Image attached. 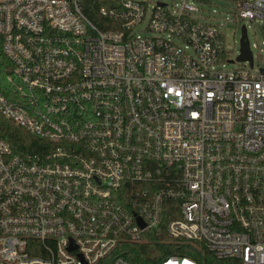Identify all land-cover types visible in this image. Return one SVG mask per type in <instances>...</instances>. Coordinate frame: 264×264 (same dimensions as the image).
Returning a JSON list of instances; mask_svg holds the SVG:
<instances>
[{
  "label": "built area",
  "instance_id": "obj_1",
  "mask_svg": "<svg viewBox=\"0 0 264 264\" xmlns=\"http://www.w3.org/2000/svg\"><path fill=\"white\" fill-rule=\"evenodd\" d=\"M206 3L0 0V112L48 142L17 155L0 137V264H130L109 258L152 234L264 264V0H235L263 64L249 45L232 70Z\"/></svg>",
  "mask_w": 264,
  "mask_h": 264
},
{
  "label": "trees",
  "instance_id": "obj_2",
  "mask_svg": "<svg viewBox=\"0 0 264 264\" xmlns=\"http://www.w3.org/2000/svg\"><path fill=\"white\" fill-rule=\"evenodd\" d=\"M94 21L98 17L88 13ZM101 27V26H100ZM103 28V27H102ZM12 63L2 51L0 37V91L9 97H14V83L9 80ZM0 137L10 145L11 152L17 155L26 153L44 152L48 149L46 139L34 136L24 128L17 125L12 119L0 112ZM176 214L166 210L164 220L174 218ZM152 233L151 231L148 234ZM189 256L202 260L204 264H230L231 259L215 258L203 248L185 242H175L164 235L147 236V240L140 243L123 241L118 245L109 258L120 256L130 264H160L161 260L168 255Z\"/></svg>",
  "mask_w": 264,
  "mask_h": 264
},
{
  "label": "rangeland",
  "instance_id": "obj_3",
  "mask_svg": "<svg viewBox=\"0 0 264 264\" xmlns=\"http://www.w3.org/2000/svg\"><path fill=\"white\" fill-rule=\"evenodd\" d=\"M162 2L172 5L179 0H146L147 9L150 10L153 3ZM235 0H208V3L201 5V14L209 22L222 24V31L225 36V48L228 51L229 59H235L240 50L241 25H247V39L254 55V62L257 66L263 64V55L260 53L261 47V29L260 22L255 20H240L234 17ZM145 23L138 27L143 30ZM242 65L237 60L226 62L225 69L232 70Z\"/></svg>",
  "mask_w": 264,
  "mask_h": 264
},
{
  "label": "water",
  "instance_id": "obj_4",
  "mask_svg": "<svg viewBox=\"0 0 264 264\" xmlns=\"http://www.w3.org/2000/svg\"><path fill=\"white\" fill-rule=\"evenodd\" d=\"M240 53L237 55L235 60H249L250 64L252 62V55L249 49V43L245 31V27L241 28V38H240ZM234 59H230L229 62H233ZM141 222V221H140ZM142 224V223H141Z\"/></svg>",
  "mask_w": 264,
  "mask_h": 264
}]
</instances>
